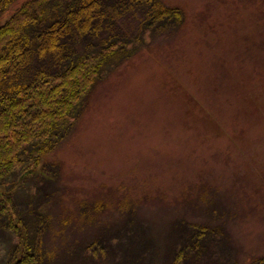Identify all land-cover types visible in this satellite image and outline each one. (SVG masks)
<instances>
[{"label":"rangeland","instance_id":"rangeland-1","mask_svg":"<svg viewBox=\"0 0 264 264\" xmlns=\"http://www.w3.org/2000/svg\"><path fill=\"white\" fill-rule=\"evenodd\" d=\"M157 1L177 16L145 27L139 5L76 43L80 55L112 38L132 50L101 63L41 177L14 189L43 264L264 258V0ZM19 242L0 229V264Z\"/></svg>","mask_w":264,"mask_h":264},{"label":"trees","instance_id":"trees-1","mask_svg":"<svg viewBox=\"0 0 264 264\" xmlns=\"http://www.w3.org/2000/svg\"><path fill=\"white\" fill-rule=\"evenodd\" d=\"M14 1L0 0V16ZM139 5L149 8L145 27L176 15L157 0H22L0 22V220H5L0 229L9 228L20 238L8 249L4 264H43L46 257L35 253L15 209L14 189L27 176L41 177L42 157L67 131L75 108L102 72L101 63L118 48L132 50H126L123 37L122 43L105 40L95 55L76 53V43L89 42L103 26L116 29L115 16ZM13 173L14 184L5 185ZM177 259L175 254L172 263Z\"/></svg>","mask_w":264,"mask_h":264}]
</instances>
